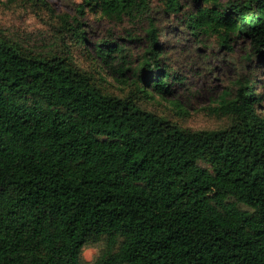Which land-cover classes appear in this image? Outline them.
I'll list each match as a JSON object with an SVG mask.
<instances>
[{
  "label": "trees",
  "instance_id": "trees-1",
  "mask_svg": "<svg viewBox=\"0 0 264 264\" xmlns=\"http://www.w3.org/2000/svg\"><path fill=\"white\" fill-rule=\"evenodd\" d=\"M163 2L180 12V0ZM194 2L190 28L230 50L242 40L255 62L208 108L219 128L159 111L181 107L171 97L185 78L166 61L154 19L138 64L67 15L46 53L0 30V264H83L85 247L102 241L94 264H264V0ZM86 9L122 22L151 4L82 0Z\"/></svg>",
  "mask_w": 264,
  "mask_h": 264
},
{
  "label": "rangeland",
  "instance_id": "rangeland-1",
  "mask_svg": "<svg viewBox=\"0 0 264 264\" xmlns=\"http://www.w3.org/2000/svg\"><path fill=\"white\" fill-rule=\"evenodd\" d=\"M226 2L228 0H222ZM52 11L34 0H0V30L10 40L46 53L57 47L59 15L70 17L71 23H82L86 35L92 42L111 40L126 48V55L132 64H138L144 56L149 39L147 29L150 20L157 26L158 41L165 45L166 61L172 71L185 78V84L175 90L171 99L180 104L172 108L165 102L159 111L166 113L174 121L196 130L219 128L225 124L208 108L218 104L226 93H235L240 77L251 78L252 65L245 61L247 43L242 40L232 42L233 49L222 47L215 36L190 28L188 14L195 8L194 0H180L179 13L173 12L163 0H150L151 11L136 20L126 18L122 22L93 14L86 9L80 12L82 0H46ZM81 62V61H80ZM85 67L91 64L82 61ZM260 65V64H258ZM257 69H260L259 66ZM264 79V73L259 72ZM109 81L114 90L120 92L122 78L109 70ZM259 94L264 91V80L258 86ZM264 110V103L258 106ZM105 248V242L91 243L83 251V264H94ZM88 249H94L91 261H85Z\"/></svg>",
  "mask_w": 264,
  "mask_h": 264
},
{
  "label": "clouds",
  "instance_id": "clouds-1",
  "mask_svg": "<svg viewBox=\"0 0 264 264\" xmlns=\"http://www.w3.org/2000/svg\"><path fill=\"white\" fill-rule=\"evenodd\" d=\"M94 254H95V250L94 249H88L86 251V254L84 255L85 261H91V259H92Z\"/></svg>",
  "mask_w": 264,
  "mask_h": 264
}]
</instances>
